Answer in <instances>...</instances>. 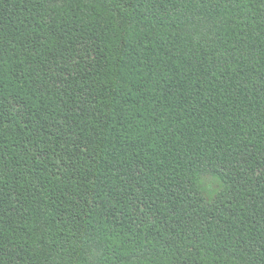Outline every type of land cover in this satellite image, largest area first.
Segmentation results:
<instances>
[{
    "label": "trees",
    "instance_id": "obj_1",
    "mask_svg": "<svg viewBox=\"0 0 264 264\" xmlns=\"http://www.w3.org/2000/svg\"><path fill=\"white\" fill-rule=\"evenodd\" d=\"M0 264H264V0H0Z\"/></svg>",
    "mask_w": 264,
    "mask_h": 264
},
{
    "label": "rangeland",
    "instance_id": "obj_2",
    "mask_svg": "<svg viewBox=\"0 0 264 264\" xmlns=\"http://www.w3.org/2000/svg\"><path fill=\"white\" fill-rule=\"evenodd\" d=\"M209 181V183H211V179H207Z\"/></svg>",
    "mask_w": 264,
    "mask_h": 264
}]
</instances>
